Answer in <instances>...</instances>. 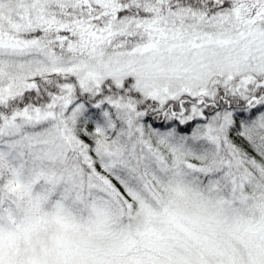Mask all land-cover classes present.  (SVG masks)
<instances>
[{
  "label": "snow or ice",
  "instance_id": "6c2138e0",
  "mask_svg": "<svg viewBox=\"0 0 264 264\" xmlns=\"http://www.w3.org/2000/svg\"><path fill=\"white\" fill-rule=\"evenodd\" d=\"M0 264H264V0H0Z\"/></svg>",
  "mask_w": 264,
  "mask_h": 264
}]
</instances>
